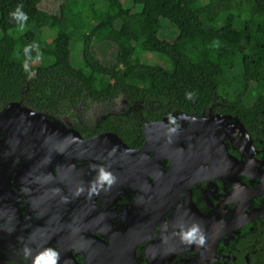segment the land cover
<instances>
[{"label": "flooded vegetation", "instance_id": "flooded-vegetation-1", "mask_svg": "<svg viewBox=\"0 0 264 264\" xmlns=\"http://www.w3.org/2000/svg\"><path fill=\"white\" fill-rule=\"evenodd\" d=\"M13 103L0 106V264H264V143L221 102L188 120L138 117L131 143L94 131L105 117L84 118V105L77 119L39 112L94 155L61 153ZM216 150L238 162L200 170Z\"/></svg>", "mask_w": 264, "mask_h": 264}, {"label": "trees", "instance_id": "trees-1", "mask_svg": "<svg viewBox=\"0 0 264 264\" xmlns=\"http://www.w3.org/2000/svg\"><path fill=\"white\" fill-rule=\"evenodd\" d=\"M130 1L141 7L139 12L119 0H65L57 13L43 10V0H0V106L21 102L37 113L77 119L83 105L86 110L122 97L125 110L107 111L93 130L131 143L143 136L142 128L136 129L141 118H196L221 102L226 108L220 110L236 115L261 146L264 57L245 52L264 48V0ZM18 6L25 15L33 12L57 24L13 18ZM163 22L173 27V40ZM111 34L117 36L114 41ZM109 43L117 44V54L106 66L96 48ZM72 44L82 55L81 66L73 63ZM148 54L161 56L163 63L148 60ZM237 59L241 83L230 98L222 80L230 77ZM207 63L214 67L212 78L203 71ZM252 96L257 97L250 103Z\"/></svg>", "mask_w": 264, "mask_h": 264}, {"label": "rangeland", "instance_id": "rangeland-1", "mask_svg": "<svg viewBox=\"0 0 264 264\" xmlns=\"http://www.w3.org/2000/svg\"><path fill=\"white\" fill-rule=\"evenodd\" d=\"M65 0H43L42 3V9L43 10H47L48 12H53V13H57V7L59 5H61ZM121 2V4L124 6V8L127 9H131V11H135V12H139L141 7L140 6H134L132 4V2L130 0H119ZM27 19H23L22 18V22L25 23H29L31 21H36L39 24H48V25H56L57 24V20L53 19V18H49L46 19V17H42V16H35V14L29 13L26 15ZM120 25V22L117 23V26ZM162 27L164 28H169L173 33L169 36L171 39L169 40H173L174 35H175V31H173V27L168 25L167 22H163ZM80 28V27H79ZM45 29V28H43ZM50 32V29H48ZM45 33V32H44ZM53 33V32H52ZM112 33H117V31H114ZM111 34L110 38L114 41L117 36ZM166 39L168 36H165ZM251 46V45H250ZM249 46V47H250ZM254 46V45H252ZM74 45L72 44L71 47V51L73 52L72 54V58L74 56L75 58V62L73 61V63L75 64V66H81L82 65V59L80 55V52H78V50L74 49ZM255 46L252 48H248L247 51L245 52L247 55H259L264 57V48L261 49H256ZM96 52L97 54L100 56V58L107 63L105 64L106 66H110L112 65L111 61H115V56L117 54V44H104L103 46H100L99 48H96ZM146 58L150 61L153 62H157L160 61L162 64L164 59L159 56V55H153V54H148L146 56ZM63 62L67 65L68 64V59L66 57H62ZM109 61V62H108ZM208 66L203 67L204 68V73L209 77L212 78L214 76V67L212 66V64L207 63ZM234 71L231 73L229 78H226V80H222V82H224L225 86H224V90L225 93L230 97V98H234L236 93H234L236 89V87L239 86V84L241 83V76L239 74L241 73V69H242V65L240 62V59H237L235 62V67H234ZM237 68V69H236ZM240 71V72H239ZM257 96L255 97H250L249 102H253L256 99ZM115 105H117L116 107L113 105H101V104H89L87 107V111L83 112L85 114L84 118L88 116V119L90 121H93V119H96V117H100L102 114L106 113L107 111H111V112H118L119 109H122L123 105H124V100L122 99V97L118 98L115 102ZM197 144L200 145V143L197 141Z\"/></svg>", "mask_w": 264, "mask_h": 264}, {"label": "water", "instance_id": "water-1", "mask_svg": "<svg viewBox=\"0 0 264 264\" xmlns=\"http://www.w3.org/2000/svg\"><path fill=\"white\" fill-rule=\"evenodd\" d=\"M11 106L12 107H15L16 106L17 109H20V111L22 112V114L24 116H26L27 118H29V121L31 123L32 130H34L35 132L41 133L44 136V138L47 140V142L48 143H50V142L53 143L59 149V151L61 153H64L65 150L68 147H70L69 148L70 149V152L72 150L79 151V152H81L82 150H85L84 149L85 147L82 146L85 143L83 142L82 138L80 137L79 132L76 131L75 129H72L73 130L72 133H74L75 135H77L78 138L76 139V138H73L72 137V138H69L68 139L67 138V135L64 133V131H61V130H59V128L54 127L53 123L47 122L45 120V118H44V116H43L42 113H34L31 108H29V107H27L25 105H22L21 102H14ZM173 117H174V115L171 116V118H173ZM186 117L184 115V118H182V119L188 120V118H190V117H187V118ZM193 120H195V119H193ZM209 127H210V124L209 123H207L205 121H201L197 125L190 126L184 132H180L179 135L180 136L181 135H188V134H191V133L196 132V131L205 130L206 128H209ZM172 130H173V132H175V131L177 132L175 135H173V137H174V139L172 140L173 143L170 145L172 148H174V147L180 145V141H178L177 139H175L176 137H178V131L175 130V129H172ZM243 132L247 134L246 129ZM104 136L105 137H103V138L106 139L108 137H111L112 134L111 135H104ZM113 137H115V136H113ZM110 141H113V140L112 139L109 140V143H112ZM115 142H116V140H115ZM163 143H166V141H163ZM85 151L86 152H90V153H86V155H92L93 154V153H91L92 151L89 150L88 148H86ZM184 154H188V156H191V154H194V153H191V152L185 150ZM199 155H202V153H199L198 156ZM213 155H214V157H213L214 160H212L210 158V159H206V160H202L201 159L199 161V164H201L202 162L205 163V164H209V166H205L204 167V165L202 163L200 165V170H201V168H209L210 169V173L209 174H212V173L216 172V170L219 169L220 166H221L220 162L223 159V156L228 157L229 159H231V161H233L235 163L238 162L237 159L235 157H233L232 155L226 154V153L224 154V153L220 152L219 150H216V152ZM173 158L178 159L177 160L178 162L180 161V159L178 157V154L177 155H173ZM173 161H176V160L173 159ZM55 162H57V161H55ZM183 167H184V165L183 166H179L178 165V168H183ZM1 168H3L4 170L7 169V167L5 165H2ZM42 170H44V169H40L39 171H35V172L39 173ZM195 172H196V168H193V174H191L192 173V169H190V172H188V174H187V179L189 181H192V183L194 182L195 179L194 178H190V177L191 176H194L195 175ZM6 174L9 175V173L7 171H6ZM184 175H186V174H184ZM198 180H202V178L199 177Z\"/></svg>", "mask_w": 264, "mask_h": 264}, {"label": "clouds", "instance_id": "clouds-1", "mask_svg": "<svg viewBox=\"0 0 264 264\" xmlns=\"http://www.w3.org/2000/svg\"><path fill=\"white\" fill-rule=\"evenodd\" d=\"M13 18L22 17L23 19H27L26 15L20 11V6L17 7V9L10 14Z\"/></svg>", "mask_w": 264, "mask_h": 264}]
</instances>
